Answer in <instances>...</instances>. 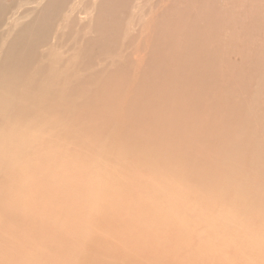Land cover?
Returning a JSON list of instances; mask_svg holds the SVG:
<instances>
[{
  "label": "bare ground",
  "instance_id": "obj_1",
  "mask_svg": "<svg viewBox=\"0 0 264 264\" xmlns=\"http://www.w3.org/2000/svg\"><path fill=\"white\" fill-rule=\"evenodd\" d=\"M87 1L81 0L83 4ZM70 3L0 0V264H87L88 256L93 264H174L171 256L176 248L172 246L229 247L226 259L206 255L198 264H264V259L247 260L250 246L245 244L247 236L258 239L264 232V188L253 181L245 185L241 180L237 185L238 190L243 188L241 198L247 199L234 210L246 227V238L240 242L233 239L238 232L231 223L221 221L224 206L216 208L210 196L211 191H218L215 173L229 181L242 163L252 171L264 166V127L256 125L264 118L243 98L247 79L238 72L239 64H233L240 52L237 41L224 43L217 34L216 18L210 33L200 22L197 30L186 33L179 21L174 22V4L162 2L140 34L129 41L133 50L114 69L104 65L92 74L95 51L104 44L101 32L107 28L106 21L109 30L118 32L130 0H99L95 30L100 36L84 38L79 49L69 45L62 54L72 50L75 54L67 58L61 54L59 62L52 61L55 46L41 49L49 45L58 18ZM67 21L59 29L62 40L63 32L76 25ZM8 24L12 26L4 40ZM225 58L227 63H223ZM56 65L65 68L64 74L71 69L64 100L58 91L37 94L44 81L38 77L47 78ZM172 81H177L172 89L163 85ZM96 82L100 88L89 89ZM204 88L210 93H204ZM80 89L90 93L81 105ZM101 90L109 93L102 104L109 106L106 122L112 144L103 142L98 179L93 175L95 165L76 160L82 150L69 148L76 134L68 130L77 122V110L95 103ZM172 95L180 103L173 102ZM150 97H154L151 103ZM165 97L170 100L166 110L172 126L153 118L155 107L166 105ZM157 100L162 104L154 105ZM65 103L68 111L60 109ZM37 104H41L39 108ZM148 118L153 125L147 123ZM192 126L196 130L187 133ZM151 127L163 129L165 141L172 139L163 151L181 150L180 157L186 158L190 156L188 147L194 154L205 149L201 161L211 162L206 166L194 161L188 170L195 172L191 181H180L173 170L170 193L153 166L144 173L143 167L148 165L144 158L117 168L121 149L137 141L141 143L136 148L139 152ZM243 151L248 155L237 159L236 154ZM88 155V151L83 153ZM184 184L185 190L177 195V186ZM203 194L209 195L202 199ZM176 196L179 207L171 203ZM219 200L223 202V197ZM185 206L194 208L195 217L178 216ZM91 228L98 233L92 235ZM103 231L112 235L101 244ZM217 235L222 237L216 239ZM157 241L170 242L171 247H136L139 242ZM86 243L89 250L82 247ZM132 244L135 247H126ZM181 257L179 264H197Z\"/></svg>",
  "mask_w": 264,
  "mask_h": 264
},
{
  "label": "rangeland",
  "instance_id": "obj_2",
  "mask_svg": "<svg viewBox=\"0 0 264 264\" xmlns=\"http://www.w3.org/2000/svg\"><path fill=\"white\" fill-rule=\"evenodd\" d=\"M98 1L99 0H88L85 2L87 4H83L81 0H71L70 5L66 7V9L58 18L59 22L54 27L55 31L52 33L53 35H51L52 40L50 41L49 45L41 49L43 51L44 49H49L50 47L55 46V55L53 56L52 61L59 62L61 54L69 49V45H73V49H79L84 38H93L100 36L102 33L104 34V44L95 51L93 59L94 69L92 74L94 72L98 73V71L101 70L104 65L109 69H114L117 63L122 61L124 56L128 55L133 50V47L129 41L140 34L144 25L149 19L150 14L156 11L158 5H161L162 2L174 4L173 9L176 11L174 22L179 21L182 25V30L185 29L186 33L197 30L196 24L198 22H200V26L207 27L210 33L212 19L216 18L219 20V31L217 34H221L220 36L224 43L226 44L227 42L237 41L240 52L234 59L233 64H239L240 69L238 72L242 73L247 79L246 85L243 88V98L249 101L250 106L255 110H258L262 118H264V0H130L127 11L124 14V18L120 23V30L116 33L113 32V29L109 30V23L107 21V28L105 30H103L101 33L95 30V11ZM15 7L16 5L13 6V8ZM31 7H33V5L28 8ZM18 8L19 7L17 6L15 11ZM18 13L20 14L21 12ZM180 16H184V19H179ZM65 18L68 19V21ZM249 19H251V23ZM65 21H67L66 24H70V21H74L76 25L72 29L69 28L63 32L65 37L62 40L59 29L62 28L61 24H65ZM11 26V24H8L6 27L4 40H6V36L9 34V29ZM53 37H55L54 41ZM64 44L66 45L65 47ZM56 45L63 48H57ZM72 54H75L74 50L68 52L65 55L62 54V58H67ZM225 56L226 58L228 57L227 50L225 51ZM226 58L223 60V63H227V59L230 61V58ZM70 70L71 69L69 67L67 73L64 74L65 68H60L56 65L50 71V73L49 71L47 72V78L39 76L38 80L44 81L40 85L37 94H48L49 92L52 93L58 91V94L63 93V100L67 99L65 95V88L70 86L68 75ZM82 75L84 76V74ZM72 81L73 80H71L70 83ZM176 82L177 81L163 83V85L172 89L176 85ZM61 88L64 89L61 90ZM99 88L100 86L97 82L89 87V89L92 91H96ZM89 89L79 90V105L85 102L84 100L89 96ZM217 89V93H219L220 87ZM203 92L210 93L209 88H204ZM98 95L99 96L97 97V101L95 103L88 104L86 106L83 105L77 110V122L75 124H71V127L68 131L70 133L76 134V136H72L73 138L69 148L71 150L76 148H80L82 150L81 154L76 160L79 164L90 161L92 165H95L93 175L95 177L98 176L99 179L102 174L101 164L103 162L100 160L102 151L104 149L103 142L106 141L109 145L112 143L109 142L110 136L106 122L108 118L106 115L109 111V106L108 104L107 106L102 104L104 99H108L109 93L106 90H101ZM166 99L167 97L164 98V100ZM171 99H173V102L180 103V98L176 95H172ZM153 100L154 97H150V103ZM169 101L170 100L168 97V99L165 101V106L160 105L162 102L159 100L153 103L154 105L157 103L161 106V108L155 107L156 114L153 116V118L160 119L167 125L172 126V123L168 121L169 115L167 114L168 111L166 110ZM40 105L41 104H37L36 107L39 108ZM63 108L67 111L69 110V107L66 103L64 104V107L62 106L60 109ZM147 123L149 125H153V119L150 120V118H148ZM40 125L38 128H40ZM256 125L258 127H264V121L260 119L256 122ZM246 126L247 129L250 130L251 123L248 122ZM196 127L197 126H192L188 128L186 132L191 134L196 130ZM259 130L261 129L259 128ZM162 133L163 129L161 130L151 127V129H149L144 136V143L141 146V150L139 152L136 148L140 147L141 143L137 141L130 144L127 148H122L121 153L119 154L120 156L116 161V167L120 168L121 164L137 163L139 158H144L148 164L144 165L143 167L144 173L147 175L149 173V168L153 166L155 169V175L164 184H167V191L170 193L171 187L173 186L172 183H174L170 177L173 170L179 173L180 181H191V177L195 174V172L188 170L190 169L193 162L197 160L208 166L211 161H201L202 156L206 152L205 149L196 151L194 154L192 151L194 149L188 147L186 150L190 151V156H187L186 158L180 157L179 154L181 150L170 151L166 149L163 151V147L165 145L171 144L172 139L165 141L162 138ZM144 150L149 151L150 154L143 153ZM86 151L89 153L88 157L83 156V153ZM247 155L248 153L243 151L241 153H237L235 157L237 159H245ZM247 160H245V162ZM249 167L250 166H248V164L242 163V167L232 174L233 177L229 181L222 180L220 175L215 173L214 178L216 180L214 183L218 191L210 192V196L214 197L215 207L219 208L221 204L224 206V211L221 215V221L224 224L230 222L231 226L236 229L238 234L233 239H236L237 242L244 240L247 234L246 227H244L242 223H239L240 214L234 211L237 209L236 207H238L235 206L236 204L241 205L243 203H247L246 198H241L243 196L240 193H242L241 191L243 188L238 190L237 185L241 180L245 185L249 181H253L255 182L254 185H256L258 182L260 187L264 188V166L257 167V169L254 171L250 170ZM214 168H216V166ZM185 186V184L182 186H177L176 194L181 196V193L185 190ZM208 195L203 194L201 198L206 199ZM220 197H223V202H220ZM180 202V198L176 196L171 203L173 206L179 207ZM255 208L258 207L255 206ZM192 212H194L193 207L185 206L180 210L178 216L184 217L186 215H190L191 217H195ZM247 221L249 222L250 220L248 219ZM87 225L91 226L90 220H88ZM90 230L92 231V235L98 233L95 228H91ZM101 234L103 235L101 244L106 242L107 237L112 235L111 233L105 231L101 232ZM137 236L140 237L141 235ZM188 236H190L193 240L195 239L191 235ZM258 236V239H254L252 235L247 236L245 239V244L250 246L248 249L250 253L249 259L247 260L257 262L260 259H264V232ZM91 237V235L86 236L88 239ZM220 237L222 236H215L216 239H220ZM225 237L231 238L229 234H225ZM252 242L254 243L252 244ZM98 243L99 234L98 239L96 240V246ZM169 243L170 242L166 241H157L151 243L139 242L136 244V247H164L165 249L167 247H171ZM82 247H84L86 250H89L88 248L90 246L86 243ZM126 247H135V245H127ZM172 247L176 248L173 251V256H171L174 264L180 263L182 255L189 259H193L197 264L202 262L204 256L206 255H208L210 259H212V257L226 259L229 256V253L226 252L229 247L226 246ZM237 248L245 249L247 247ZM78 254L79 253L77 252L74 256H78ZM84 255L86 254L83 253V256ZM86 260L87 264L94 263L93 258L90 256H88ZM51 264L53 263L51 262Z\"/></svg>",
  "mask_w": 264,
  "mask_h": 264
}]
</instances>
